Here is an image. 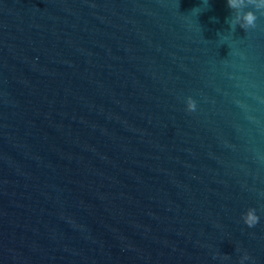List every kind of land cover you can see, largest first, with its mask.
<instances>
[{
	"label": "water",
	"instance_id": "obj_1",
	"mask_svg": "<svg viewBox=\"0 0 264 264\" xmlns=\"http://www.w3.org/2000/svg\"><path fill=\"white\" fill-rule=\"evenodd\" d=\"M245 252L264 264V8L0 0V264Z\"/></svg>",
	"mask_w": 264,
	"mask_h": 264
},
{
	"label": "clouds",
	"instance_id": "obj_2",
	"mask_svg": "<svg viewBox=\"0 0 264 264\" xmlns=\"http://www.w3.org/2000/svg\"><path fill=\"white\" fill-rule=\"evenodd\" d=\"M245 0H226L227 6L230 9L238 10L240 9ZM254 4L257 9L264 8V0H250ZM201 4L207 5L208 0H201ZM200 7H194L192 11H196V13L200 12ZM256 13L251 10H246L243 12L237 11L236 15H234L230 19H226V22L229 25L230 29H234L237 25L240 28L248 29L249 27L253 26L256 21ZM184 107L186 111H195L196 109V102L191 96L184 97ZM240 219L242 220L243 224L251 227L255 225L259 219L256 210L253 207H247L240 213ZM249 257L247 253H243L239 259L238 264H244Z\"/></svg>",
	"mask_w": 264,
	"mask_h": 264
}]
</instances>
